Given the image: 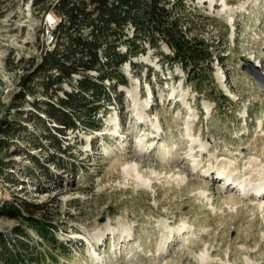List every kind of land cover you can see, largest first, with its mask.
I'll return each mask as SVG.
<instances>
[{"label": "rangeland", "instance_id": "obj_1", "mask_svg": "<svg viewBox=\"0 0 264 264\" xmlns=\"http://www.w3.org/2000/svg\"><path fill=\"white\" fill-rule=\"evenodd\" d=\"M56 2L0 0V129L42 99L16 98L23 71L9 65L52 46L61 22ZM187 3L209 17L196 32L214 42L213 82L199 90L161 56L171 54L166 45L146 44V54L121 68L129 84L117 86L99 130L69 131L66 155L46 140L43 151L34 149L23 137L0 154L16 166L8 170L15 183L0 179L2 200L45 205L59 229L65 249L49 264H264V193L252 190L264 179V91L242 70L245 59L264 75V0ZM28 130L42 135L33 123ZM21 151L46 163L51 176ZM52 155L62 158L59 166L48 163ZM133 164L149 188L123 174ZM18 227L0 218V234Z\"/></svg>", "mask_w": 264, "mask_h": 264}, {"label": "trees", "instance_id": "obj_2", "mask_svg": "<svg viewBox=\"0 0 264 264\" xmlns=\"http://www.w3.org/2000/svg\"><path fill=\"white\" fill-rule=\"evenodd\" d=\"M53 10L61 22L52 31V46L39 58H22L16 64L10 61L9 66L23 71L22 91L16 98L26 101L27 95L40 94L42 99L31 103L34 110L24 120L2 122L0 154L23 137L34 149L45 148L41 140H46L57 153L66 155L70 146L65 148L64 142L69 131L99 130L101 114L112 105L117 86L129 84L121 68L146 54V44L155 50L166 45L171 54L161 52V56L172 66L181 65L188 80L200 84L199 90L206 81H214V42L196 32V25L206 24L209 17L197 14L187 0H61ZM18 107L15 113L23 115ZM30 123L41 131V137L28 130ZM21 154L30 157L43 175L51 176L46 163L25 151ZM50 158L48 163L57 166L62 161L56 155ZM15 167L0 158V179L15 183L14 172L8 173ZM28 175L35 176L36 171ZM44 206L5 201L0 193V218L18 220L22 225L13 234H0V264L57 262L55 254L65 247Z\"/></svg>", "mask_w": 264, "mask_h": 264}, {"label": "bare ground", "instance_id": "obj_3", "mask_svg": "<svg viewBox=\"0 0 264 264\" xmlns=\"http://www.w3.org/2000/svg\"><path fill=\"white\" fill-rule=\"evenodd\" d=\"M122 172H123V174L126 177H128L130 179H133L135 182L139 183L142 186H146V187L149 188V186L151 185L148 182V180L146 179L145 175L140 172V167L137 164L136 165L133 164V165H127V166H125V168H123V171ZM217 176H219L218 178H221V179H224L225 180V184H226L227 187L234 185V183H233L234 179H230L229 177H222L221 174H218ZM263 181H264V179L262 177L260 179V184H259V187L258 188L257 187L255 189L249 188V189H252V190H256V193H257L256 196H261L260 194H263L264 193V182ZM233 187H237V185H234ZM122 235L123 236L126 235L125 231H122ZM101 240H102V237L100 239V242H101Z\"/></svg>", "mask_w": 264, "mask_h": 264}, {"label": "water", "instance_id": "obj_4", "mask_svg": "<svg viewBox=\"0 0 264 264\" xmlns=\"http://www.w3.org/2000/svg\"><path fill=\"white\" fill-rule=\"evenodd\" d=\"M60 2L61 0H56ZM242 70L248 73L250 77L255 79L261 91H264V75L259 66H255L253 62L243 59ZM104 220V219H103Z\"/></svg>", "mask_w": 264, "mask_h": 264}, {"label": "built area", "instance_id": "obj_5", "mask_svg": "<svg viewBox=\"0 0 264 264\" xmlns=\"http://www.w3.org/2000/svg\"><path fill=\"white\" fill-rule=\"evenodd\" d=\"M57 3V2H56Z\"/></svg>", "mask_w": 264, "mask_h": 264}]
</instances>
